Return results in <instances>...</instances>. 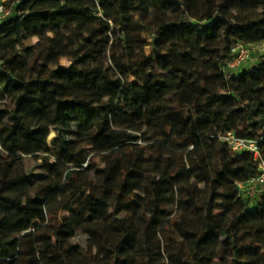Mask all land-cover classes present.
<instances>
[{
    "label": "trees",
    "instance_id": "obj_1",
    "mask_svg": "<svg viewBox=\"0 0 264 264\" xmlns=\"http://www.w3.org/2000/svg\"><path fill=\"white\" fill-rule=\"evenodd\" d=\"M34 37L37 49L24 46ZM238 42H264V0L11 6L0 23V264H264V194L237 185L258 164L218 137L261 140L264 159V53L235 74ZM53 127L67 133L33 189L11 165L52 153ZM97 163L101 175L83 177Z\"/></svg>",
    "mask_w": 264,
    "mask_h": 264
},
{
    "label": "rangeland",
    "instance_id": "obj_2",
    "mask_svg": "<svg viewBox=\"0 0 264 264\" xmlns=\"http://www.w3.org/2000/svg\"><path fill=\"white\" fill-rule=\"evenodd\" d=\"M19 1L20 0H0V3H2L6 9H10L11 6H16V4ZM259 10H261V9H259ZM152 17H154L155 22H157V20H159L158 16L155 15L154 13L152 14ZM144 35H146V34H143L142 36H144ZM146 38H147L146 42H142L141 40H139L137 42V45L139 47V50L144 49L146 53H149V52H151V46L149 44L152 40L151 34L146 35ZM40 45H41V41L37 37L29 38V39L24 41V46H30L33 50L37 49ZM17 51L19 53H21L22 55H24V51H23L22 46H17ZM263 53H264V47L255 50L254 58H253L254 63L258 60V58H260L261 54H263ZM103 57L107 58L109 60V62L112 63L113 65L122 63V59L119 57V55H116L114 57L110 53H105L103 55ZM253 61H250L249 63L245 64L242 68H245L246 65L253 64ZM61 62L63 64H69L70 63V61L67 58H63L61 60ZM155 68H157V69L161 68V62L160 61L155 65ZM139 75H140V72H136V73L129 76V80L138 82L139 81ZM218 84H222V83L218 82ZM9 103L10 102L8 101V98L0 97V104L1 105H5L6 107H9ZM143 131L146 132L145 129H143ZM66 133H67V130H65L64 128H55V127L51 128L50 133L48 134V142H49V146L53 152L52 153H45V152L40 150V151L35 152L33 155H30L28 157H23L21 159L16 160L14 162V164L11 165L12 173H17L20 175H28L31 187L33 189H36L39 186H41L42 184H44L45 182H47L49 174L46 171V168L43 166V164L45 162V158H47L50 163L57 162L58 158H57L55 152H57L58 150H61V147L58 144V142H59L58 137L60 134L64 135ZM139 135H141V134H139ZM142 136H143V138L149 137L150 133L148 132ZM68 137L71 138L70 135H68ZM159 141L160 140H158L157 138H154L152 140L149 139V141H146V144H154V143L156 144V142H159ZM140 142H143V140ZM200 149L201 148H199V150ZM91 150H92V148H88L86 150V152H90ZM96 166H98V167L97 168L91 167V169H87L84 172L83 177L101 175V173L105 169L104 164L97 163ZM145 183H148V179H146ZM52 195L57 200L55 203L58 204L59 203L58 200H60L61 193L59 191H57L55 193L53 192ZM64 214H65V212L61 213V215H64ZM167 233L171 234L173 236V233L171 231L167 232ZM85 239H86V236L82 233H79L78 236L75 238V241H79L81 244H84Z\"/></svg>",
    "mask_w": 264,
    "mask_h": 264
},
{
    "label": "built area",
    "instance_id": "obj_3",
    "mask_svg": "<svg viewBox=\"0 0 264 264\" xmlns=\"http://www.w3.org/2000/svg\"><path fill=\"white\" fill-rule=\"evenodd\" d=\"M11 13V8L6 9L0 3V23ZM264 47V42L256 44H245L238 42L232 47L233 58L226 61L228 70L237 71L239 67L253 61L256 49ZM219 139L224 142L233 153L250 152L258 164V170L245 181H238L240 193L249 199H256L264 194V159L262 157L261 140L238 136L234 131L220 134Z\"/></svg>",
    "mask_w": 264,
    "mask_h": 264
},
{
    "label": "crops",
    "instance_id": "obj_4",
    "mask_svg": "<svg viewBox=\"0 0 264 264\" xmlns=\"http://www.w3.org/2000/svg\"><path fill=\"white\" fill-rule=\"evenodd\" d=\"M255 61H256V60H255ZM253 64H254V61H253ZM253 64H251V65H253ZM251 65H246L245 68H248V67L251 66ZM245 68L239 67L238 70L235 71L234 73H235V74H238L239 72H242Z\"/></svg>",
    "mask_w": 264,
    "mask_h": 264
}]
</instances>
